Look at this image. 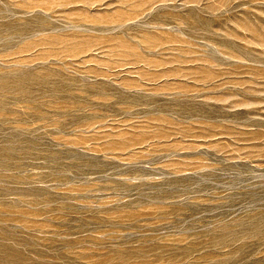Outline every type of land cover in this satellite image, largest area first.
I'll use <instances>...</instances> for the list:
<instances>
[{"label":"rangeland","instance_id":"1","mask_svg":"<svg viewBox=\"0 0 264 264\" xmlns=\"http://www.w3.org/2000/svg\"><path fill=\"white\" fill-rule=\"evenodd\" d=\"M0 264H264V0H0Z\"/></svg>","mask_w":264,"mask_h":264}]
</instances>
